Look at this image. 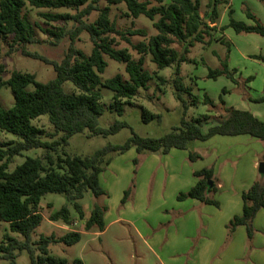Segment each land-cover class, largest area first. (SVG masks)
I'll return each mask as SVG.
<instances>
[{"label":"trees","instance_id":"1","mask_svg":"<svg viewBox=\"0 0 264 264\" xmlns=\"http://www.w3.org/2000/svg\"><path fill=\"white\" fill-rule=\"evenodd\" d=\"M259 1L264 3V0ZM103 3L106 6H102ZM223 3L227 1L209 0L207 12L203 16L199 0H0V90L8 88L14 96V104L10 108L0 105V233L2 224L8 225V232L2 239L0 237L1 259L15 264L19 255L27 251L32 264H84L81 259L69 261L49 253L50 245L54 242L67 246L78 244L83 232L71 230L59 238L42 236L36 243L32 236L44 220L40 208L42 200L49 193L66 196L79 218L85 222L84 231H105L108 208L95 202L87 216L80 201L87 192H91L96 199L107 195L101 186L100 176L111 163L113 153H125L134 147L138 154L144 151L169 154L173 149L187 150L192 142H204L215 136L249 135L264 142L262 119L250 111L226 107L222 99V106L219 107L208 94L204 95L203 103L211 106L214 114H217V110L222 113L187 120L189 108L197 107L198 100L195 98L189 102L186 98L187 94L191 95V88L186 86L181 76V67L183 63L191 62V48L197 44H210L214 39L220 19L219 7ZM121 5L126 7L125 17L136 20L144 16L153 22L157 33L149 37L145 29L120 30L112 18V7ZM30 9L47 10L39 14L47 27L31 20ZM95 12L98 17L90 21ZM233 12L230 8V23L220 30L232 28L238 34L264 37V24L255 14L247 10V17L254 22L248 25L236 21L232 17ZM54 23L64 25L54 26ZM37 29L51 39L49 43L53 46L69 38L71 45L61 61L49 60L28 50L29 45L38 43ZM83 33H87L92 42L90 54L75 46ZM134 36L145 40L134 45L131 39ZM118 37L126 40L137 51L139 59H135L129 49L117 48ZM177 43L182 45V50L175 48ZM226 44L230 48L229 43ZM5 46L8 47L7 52H4ZM17 52L53 66L54 78L40 82L35 74L15 70L8 80H4L2 76L6 68L2 61L4 57ZM146 56H150L156 65L154 73L145 68ZM106 57L124 64L128 79L119 73L103 80L102 75L109 67ZM254 58L264 62L261 55ZM227 61L223 69H210L208 77L217 79L226 76L239 84L240 81L233 77L236 71L229 69ZM172 67H175L172 80L174 97L184 106L180 127L161 138H145L133 133L124 145H108L90 156L72 157L65 154L64 150L75 134L88 131L90 136H109L128 126L126 122H117L109 129L99 127V120L104 113L101 87L114 93L111 109L123 116L125 106L133 104L140 89L147 88L153 77L165 85L167 80L159 75V71ZM67 82L72 83L77 92H68L64 87ZM224 93L228 91L224 90ZM43 116L48 117L52 132L34 124V120ZM142 116L145 122L161 121L162 118L148 109H143ZM2 133L15 135L17 139L2 141ZM40 148L46 150L42 158L28 157L11 170L16 157ZM189 158L195 162L202 156L190 152ZM194 175L197 178L196 185L188 192L180 193L178 200L197 199L204 205L220 207L214 198L219 182L214 168H204ZM129 194L130 190L126 192L125 199ZM242 198L243 213L235 216L228 228L234 232L244 226L249 239H253L255 218L264 209V173L243 192ZM50 220L62 221L67 226L74 224L68 205L53 213ZM38 251L40 255H37Z\"/></svg>","mask_w":264,"mask_h":264},{"label":"rangeland","instance_id":"2","mask_svg":"<svg viewBox=\"0 0 264 264\" xmlns=\"http://www.w3.org/2000/svg\"><path fill=\"white\" fill-rule=\"evenodd\" d=\"M199 1L201 3V13L204 16L207 12L209 0ZM223 1H227V3H223L219 7V24L221 26L230 23L228 4L231 5V9L234 11L232 17L236 21L248 24L250 19H248L246 13L249 10L264 24V3L259 0ZM102 6H106V4L103 3ZM126 11L124 5L112 7V18L116 20L120 30L126 32L130 28L145 29L149 37L157 33L152 21L144 16L136 20L127 18L124 16ZM41 12H47V10L30 9V18L34 23L47 27L44 19L39 15ZM97 17L98 13L95 12L89 20L94 21ZM251 22L253 21L251 20ZM53 25L62 26L64 24L54 23ZM220 25L217 26L219 31L214 32V39L211 40L210 44H197L191 48L189 53L191 62L182 64L181 76L186 86L191 88V95L187 94L186 98L189 102L195 98L198 100L197 107L192 106L189 108L187 120L202 115L214 114L211 106L203 103L205 94H208L214 104L219 107L222 106L221 99L226 102V106L229 102L238 104L239 99L264 104V101H261L264 98V93L260 96V92L256 91L261 86L259 77L251 86L254 91L249 90L250 85L247 83L240 81L239 84H236L226 76L217 79L208 77L210 69H223L226 59H228V66H230L231 57L232 62H234V58L238 60L239 65L237 68L244 71L264 70V67L259 65L246 64L241 58L245 57L247 53L264 57V44L254 41V39L264 37L258 34H238L232 28L222 31L219 29L221 28ZM37 39L38 43L29 45L28 50L53 61H61L71 45L69 38L64 39L56 46L51 45L49 43L51 39L40 29H37ZM131 39L134 45L145 40L140 36H134ZM118 41V49L127 48L135 59H139L140 55L126 40L118 37ZM226 42L229 43L230 48ZM75 46L87 54H90L93 47L87 33L80 36ZM174 46L178 50H182V45L179 43ZM7 50L8 47L5 46L4 52H7ZM106 60L109 67L102 75L103 80L119 73L128 79L124 64L108 57H106ZM145 61V68L154 73L157 68L152 63L151 57L146 56ZM2 62L6 68L5 74L2 76L4 80H8L15 70L35 74L40 82H47L55 76L53 66L41 60L24 56L21 52L4 57ZM174 72L175 67L159 71V75L164 77L167 83L162 85L157 77H153L147 88L140 89V93L133 100V104L125 106L123 116H119L116 111L111 109L114 93L101 87L103 94L101 103L104 113L99 120V127L109 129L117 122H126L128 126L109 136H90L88 131L75 134L70 139V145L65 148V154L72 157L90 156L108 145H124L133 136V133L145 138H161L172 132L174 128L180 127L184 115V106L174 97L175 88L172 83ZM233 77L235 78V76ZM64 87L68 92H77L70 82H67ZM30 89H33V87H30ZM224 90H227L228 93L225 94ZM13 104L14 96L11 90L8 88L1 89L0 105L10 108ZM143 109L161 115V121L145 122L142 116ZM216 112L217 114L222 113L219 110ZM34 124L48 132L53 130L47 116L34 120ZM1 139L2 141H8L17 138L15 135L2 133ZM246 141L248 140L241 139L242 144L247 148L246 150L242 147L238 148L231 137L216 136L211 139V142L195 141L189 145L187 150L173 149L169 154L150 151L138 154L134 147L125 153H113L111 163L100 176L101 186L107 192V195L96 199L91 192H87L85 198L80 201L87 216L91 213L95 202L108 208L105 215V231H84L85 222L79 218L66 196L49 193L41 203L40 211L44 216V220L33 233V242H38L42 236L59 238L71 230L81 231L83 237L78 244L67 246L61 242H54L50 245L49 253L52 256L66 258L69 261L81 259L84 264H200V261H208L207 264H264L263 218L260 219L258 226L257 222L256 225L254 224L255 234L253 239H249L246 233V240L242 244L241 238L237 235L234 236L237 229L231 232L226 227L227 233L224 235L222 244L218 246L213 254H208L207 257L204 256L205 253L202 254L199 260L197 249L202 245L207 246L209 241L212 240V236L205 232L201 220L196 227L194 222H190L184 228L181 227V221L190 220L188 218L189 212H181L180 209L177 210L175 207L178 195L188 192L184 190L191 184L190 181L194 180L195 169L201 170L213 167L215 171L216 166L220 164L216 160L217 156L213 155L214 151L221 152L223 166L224 160L233 163V159L237 157L236 155H238L239 162L244 159V162H247L246 164L249 166L253 161L251 158L256 157V153H259L260 148L259 146L251 148ZM256 141L264 145V142L258 139ZM233 145L234 149H240L234 150L235 154L230 152ZM241 150L246 153L243 154ZM190 152L198 153L202 156V159L192 162L189 158ZM45 153L46 150L42 148L26 151L23 156L14 159L10 168L14 170L26 158H42ZM223 155L225 156L224 159ZM263 155L264 152L259 154L261 160ZM238 164L235 163V167ZM230 167L233 168V165L230 164ZM216 177L222 181L220 175H216ZM129 190L130 194L125 199L126 192ZM218 191L214 194V198L220 203V200L217 199ZM175 194L176 197H173ZM65 205H68L71 209L74 221L72 226H67L62 221L52 222L50 220L51 215ZM261 212L264 213V210ZM6 232H8V225L2 224L1 239ZM37 255H40L39 251ZM0 264L12 263L0 258ZM15 264H32L29 253L23 251Z\"/></svg>","mask_w":264,"mask_h":264},{"label":"crops","instance_id":"3","mask_svg":"<svg viewBox=\"0 0 264 264\" xmlns=\"http://www.w3.org/2000/svg\"><path fill=\"white\" fill-rule=\"evenodd\" d=\"M229 9L231 8V5L228 4ZM264 11V10H263ZM249 19V18H248ZM262 21V20H261ZM263 22V21H262ZM254 22H251V19L248 22V25H252ZM264 23V22H263ZM220 25L219 22L217 26ZM214 26V25H213ZM220 27H222L220 25ZM220 29V28H219ZM219 31V30H218ZM223 36V35H221ZM254 41H258L262 44H264V38L261 37V39H254ZM255 54L247 53L245 57H241L242 60L246 63H252L255 65H259L261 67H264L263 61H260L258 59H255ZM238 60L234 58V62H232V57L230 59V70L236 71L235 72V79H238L241 82L247 83L250 85L249 90L254 91V89L251 87L254 85L255 81L258 79V77L261 79L260 83L261 86L256 90L259 91V95L261 96L264 93V70H254L252 71H244L243 69L237 68L238 66ZM226 107H233L239 110H245L250 111L253 113L256 117L262 119L264 121V104L263 103H254L252 101H248L246 99H239L238 104H231V102L228 103ZM217 115V114H214ZM216 137V136H215ZM222 137V136H221ZM212 139V138H211ZM211 139L204 141L205 143L211 142ZM241 139L248 140L246 143L250 144L251 148H255L256 146H259L260 151L259 153H256L255 158H251L253 161L250 163L249 166H247V162H244V159L239 162L238 161V155L237 157L233 159V163H231L228 160H224V166L221 160L222 154L221 152H213V155L217 156V161L220 162L215 168L214 173L216 175H220L222 181L219 180L217 182L218 187V193H217V199L220 200V207H217L215 205H203L199 200L197 199H188L185 201H179L178 198H176L175 207L177 210L181 212H189L188 218L190 220H187L185 222H180L181 227L187 226L190 222H194V226L196 227L201 220L204 224L205 232L208 235H211L210 237L212 240L209 241L207 246H201L197 249L199 251V260L200 256L205 253L204 256H208V254H213L215 250L218 248L219 245L222 244L224 235L227 233L226 227H228L230 221L237 215H242L243 213V192L248 190L255 181H257L259 178H261L262 173L260 172V165L264 161L261 160L259 157V154L261 152H264V145L262 143H259L256 141V138L252 139L249 135H241V136H234L231 137V140H234V144H237L238 148L242 147L244 150H246V146H244L241 142ZM203 142V141H199ZM262 146V147H261ZM234 150H240V149H234V145L232 147L231 153H234ZM243 154L246 152L241 150ZM225 153V152H223ZM228 154V151H227ZM235 154V153H234ZM264 156V155H263ZM225 156L223 155V159ZM235 163H239L237 167H235ZM230 164L233 165V168L230 167ZM202 170V169H201ZM196 171H200V169H195L194 173ZM191 184L184 190L189 191L194 187L197 183V178L194 175V180L190 181ZM176 197V194L173 196ZM264 210V209H262ZM261 210V211H262ZM259 212L257 217L255 218L254 224L257 226L260 222V219H264V213ZM200 214V215H199ZM246 233L247 230L244 226H240L235 231L234 236H238L241 238V244L246 240ZM200 264H207L208 261H200Z\"/></svg>","mask_w":264,"mask_h":264},{"label":"water","instance_id":"4","mask_svg":"<svg viewBox=\"0 0 264 264\" xmlns=\"http://www.w3.org/2000/svg\"><path fill=\"white\" fill-rule=\"evenodd\" d=\"M260 172L261 173H264V162L261 163V165H260Z\"/></svg>","mask_w":264,"mask_h":264}]
</instances>
